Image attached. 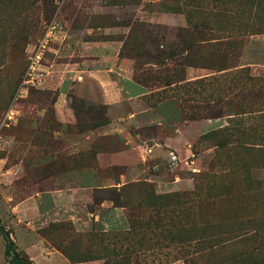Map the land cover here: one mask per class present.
Here are the masks:
<instances>
[{
	"label": "rangeland",
	"instance_id": "1",
	"mask_svg": "<svg viewBox=\"0 0 264 264\" xmlns=\"http://www.w3.org/2000/svg\"><path fill=\"white\" fill-rule=\"evenodd\" d=\"M49 26L39 74L24 84ZM188 38L190 48L181 43ZM115 49L121 70L150 91L134 108L150 110L122 123L124 103L114 127L156 150L99 168L101 141L88 152L60 151L49 133L57 93L41 83L53 56L58 66L99 65ZM67 96L75 123L61 132L93 123L98 107L106 112ZM78 175L79 186L95 188L73 201L65 189ZM37 192L35 217L22 202ZM172 195L175 204L147 203ZM245 220H263L264 232V0H0V227L17 254L31 263L28 245L38 264H203L216 253L196 252L181 230L207 239ZM257 242L264 248V234ZM3 253L0 236V264H8Z\"/></svg>",
	"mask_w": 264,
	"mask_h": 264
},
{
	"label": "crops",
	"instance_id": "2",
	"mask_svg": "<svg viewBox=\"0 0 264 264\" xmlns=\"http://www.w3.org/2000/svg\"><path fill=\"white\" fill-rule=\"evenodd\" d=\"M54 52L57 51L55 50ZM99 56V59L104 61V63L99 65L91 64V62L94 61L89 60V58H83L79 63L76 62L74 64H65L61 66L56 64L54 56L48 59L47 65L43 70L44 80L41 83V89L56 91L57 95L52 107L55 121L60 125L59 131H54L50 133V135L52 137H59L62 143L60 147L61 152H88L92 150L93 145H97L99 141L103 142V145L108 146V149L95 154V159L99 163V168L104 167L102 165L120 166L132 164L135 158L137 161H142L146 155L155 153L156 148L154 145L156 144L147 146L146 141H135V134L127 133L120 126L119 128L114 127L118 125L114 122L117 118H112V116L118 106L128 103L131 105V109H128L125 118H119V122L125 123L127 121L132 122L133 120L134 123H136L135 120L141 118L142 116L140 115L144 116L150 109L146 106L136 109L133 104L134 102H142L143 97L149 95L150 91L135 83L127 75V69L121 70L122 68L119 65V54L116 49L110 53H103ZM69 91L71 92L69 93ZM67 94L78 97V100L84 103L89 102L92 104L91 106H105L106 112L104 115L108 123L102 127L86 131H78L74 128V132H61L63 127L67 128L68 126H73L75 123V114L69 106ZM42 111L43 109H37L36 112L38 115H41ZM117 145L123 146V148L118 149L116 147ZM169 153L170 152H168V154ZM93 171L96 172L97 169ZM73 177L72 179L76 181L69 182V188L65 189L70 200L75 201L77 197V194H74L75 192H88L89 189L95 188L91 186L81 187L78 185L79 175ZM92 180L97 181L96 177H93ZM62 190L59 191L61 192ZM42 193L43 192H37L28 199V202L27 200L22 202L24 205L28 203L31 207L33 206L32 212L35 217L40 215L41 212L39 207L41 201L39 200L43 195ZM89 199L91 201L89 197L88 202ZM26 247L27 248L24 247L25 254L28 256L31 263L38 264L40 258L36 251L29 250L28 245H26ZM35 247H37L39 252H42V249H44L43 245Z\"/></svg>",
	"mask_w": 264,
	"mask_h": 264
},
{
	"label": "trees",
	"instance_id": "3",
	"mask_svg": "<svg viewBox=\"0 0 264 264\" xmlns=\"http://www.w3.org/2000/svg\"><path fill=\"white\" fill-rule=\"evenodd\" d=\"M182 45H186L188 48L191 45H195L191 38L186 40H181ZM140 86L147 88L144 84L138 83ZM55 98L52 100L54 102ZM79 105L85 104L84 102L78 100ZM71 109L76 111L75 106H70ZM101 108L100 117H96V120L93 123L81 124L77 128L78 131H86L90 129H94L97 127H102L108 123L107 118L105 117V111L103 107ZM94 110L96 108H93ZM96 111V110H95ZM48 112L51 113L53 118V110L50 108ZM97 112V111H96ZM54 120V118H53ZM55 121V120H54ZM60 129V125L58 124L56 129L50 130L49 133L57 131ZM180 195H172V196H162L157 198H148L147 203L150 206L155 207L154 205L159 203V208L166 206L169 201L170 204H175L179 201ZM155 203V204H154ZM182 203V201H181ZM168 204V205H170ZM167 205V206H168ZM263 220H245L236 223V227L226 230V231H218L213 230V233L207 238L204 239L201 234H203L202 230L198 232H193L189 230H181V237L187 241L193 242V249L196 252H205L210 253V257L216 253V256L210 259L209 261L203 264H264V248L260 245L257 240L261 238L264 234L263 229L260 227V224ZM199 234V238L192 239L189 238L193 234ZM0 236L4 245V258L8 264H31L27 258L20 256L15 252L13 242L9 238V234L6 230L0 227ZM235 246L238 247L235 253H231L226 250V246ZM215 252V253H214Z\"/></svg>",
	"mask_w": 264,
	"mask_h": 264
},
{
	"label": "built area",
	"instance_id": "4",
	"mask_svg": "<svg viewBox=\"0 0 264 264\" xmlns=\"http://www.w3.org/2000/svg\"><path fill=\"white\" fill-rule=\"evenodd\" d=\"M53 32H54V27L49 26L47 28L46 35L44 36V38L40 40L37 46L33 49V52L29 57V64H28V68L25 74L26 78L23 81L24 84H31L33 81V78H32L33 75L39 74V72H37V67L39 66L41 52L47 45L48 39L53 36Z\"/></svg>",
	"mask_w": 264,
	"mask_h": 264
}]
</instances>
